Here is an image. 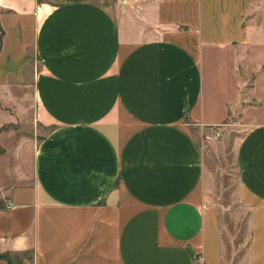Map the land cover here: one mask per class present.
<instances>
[{
    "label": "crops",
    "instance_id": "1",
    "mask_svg": "<svg viewBox=\"0 0 264 264\" xmlns=\"http://www.w3.org/2000/svg\"><path fill=\"white\" fill-rule=\"evenodd\" d=\"M254 5L0 0V255L225 264L186 121L241 115L249 264H264V22L243 27Z\"/></svg>",
    "mask_w": 264,
    "mask_h": 264
},
{
    "label": "rangeland",
    "instance_id": "2",
    "mask_svg": "<svg viewBox=\"0 0 264 264\" xmlns=\"http://www.w3.org/2000/svg\"><path fill=\"white\" fill-rule=\"evenodd\" d=\"M254 2L255 5L245 16L243 27L253 19L264 22V0ZM219 23L217 17L215 24L218 26ZM215 24L207 23V27L214 28ZM223 26L221 24L220 29ZM31 96V89L25 91L23 97L27 98L23 101L27 103ZM186 124L203 151L205 177L202 196L204 202L212 205L217 212L224 238L225 264H249L250 209L244 203L237 147L250 123L241 115H235L214 128L202 127L189 119Z\"/></svg>",
    "mask_w": 264,
    "mask_h": 264
},
{
    "label": "trees",
    "instance_id": "3",
    "mask_svg": "<svg viewBox=\"0 0 264 264\" xmlns=\"http://www.w3.org/2000/svg\"><path fill=\"white\" fill-rule=\"evenodd\" d=\"M1 258H7V260L9 261L10 264H14L7 255H0Z\"/></svg>",
    "mask_w": 264,
    "mask_h": 264
},
{
    "label": "built area",
    "instance_id": "4",
    "mask_svg": "<svg viewBox=\"0 0 264 264\" xmlns=\"http://www.w3.org/2000/svg\"><path fill=\"white\" fill-rule=\"evenodd\" d=\"M10 205H11V203H10V202H8V203H7V206H10Z\"/></svg>",
    "mask_w": 264,
    "mask_h": 264
}]
</instances>
